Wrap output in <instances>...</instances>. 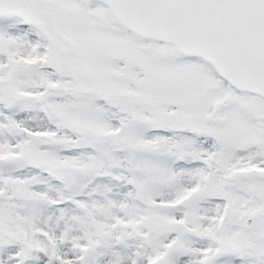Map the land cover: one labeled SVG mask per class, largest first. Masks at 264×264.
<instances>
[{
    "label": "snow or ice",
    "instance_id": "6c2138e0",
    "mask_svg": "<svg viewBox=\"0 0 264 264\" xmlns=\"http://www.w3.org/2000/svg\"><path fill=\"white\" fill-rule=\"evenodd\" d=\"M0 264H264V0H0Z\"/></svg>",
    "mask_w": 264,
    "mask_h": 264
}]
</instances>
